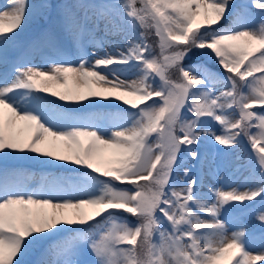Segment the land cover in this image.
<instances>
[{"label":"snow or ice","instance_id":"6c2138e0","mask_svg":"<svg viewBox=\"0 0 264 264\" xmlns=\"http://www.w3.org/2000/svg\"><path fill=\"white\" fill-rule=\"evenodd\" d=\"M5 8L0 264H264V234L261 250L250 251L256 237L245 223L254 215L264 230V0H7ZM85 8L91 15H81ZM51 18L61 33L45 30L28 48L43 43L74 59L50 60L46 69L10 61L25 25ZM194 50L226 75L208 61L186 66ZM39 93L88 101L69 106L76 109L120 103L80 116ZM244 140L254 164L237 171L247 175L202 192L212 169L196 150L200 142L232 151ZM182 151L208 171L193 176ZM27 153L91 171L44 176L30 189L32 178L8 167L9 160L36 159ZM179 168L184 179L174 182ZM257 198L261 208L248 212Z\"/></svg>","mask_w":264,"mask_h":264},{"label":"rangeland","instance_id":"374dc122","mask_svg":"<svg viewBox=\"0 0 264 264\" xmlns=\"http://www.w3.org/2000/svg\"><path fill=\"white\" fill-rule=\"evenodd\" d=\"M6 1L7 0H0V11H4L6 10L5 6H6ZM235 1V0H234ZM248 1V0H246ZM31 3H39L42 2V0H30ZM69 4H73V3H80L83 5H87L81 2V0H68L67 1ZM81 10V9H80ZM79 10V11H80ZM38 21L41 22H45L46 19H40V20H30L24 27L23 32L20 33L19 37H18V41H19V46H17L15 49L10 51V61L12 62H16V63H21V64H28V65H38L42 68H47L48 67V62L51 60L50 57L45 58L44 56H42L44 59H46L47 63L46 66H42V62H41V55L40 52L37 51V49H29L28 45L34 41V39L31 38V34L33 33V31L29 30L30 28H32L35 24L38 23ZM53 25H56L59 27V24L57 23V21L55 20V18L52 20L51 22ZM39 24H37L38 26ZM102 27V26H101ZM61 31V29H60ZM98 36L103 37V32H99L97 33ZM66 37H64L65 39ZM109 39H118L117 37H109ZM24 46H26L25 51H23ZM105 49H107L108 45L105 44ZM89 51H96L97 54H101L100 49H89ZM52 54H55L56 57H60L57 56L56 53L51 50L49 51ZM63 59H66L65 57H62ZM74 59V58H73ZM72 60V59H69ZM3 69H0V71H2ZM129 79L133 78L131 76L128 77ZM47 95V97H45L48 100H54L56 101V103L60 104V103H65L68 104L69 106L75 105L77 103H82L87 105L88 101H60L57 97H52L50 94L45 93ZM40 95V94H39ZM90 99H99L98 97H90ZM120 102L118 101H113V103L111 105L108 104L107 101H101L100 105L97 106H90L84 109H79V110H69L66 109L70 112H73L76 115H80V116H86L95 112H104V109H100V108H106L107 111H112L115 108L116 104H119ZM212 127H216L215 124H211ZM204 143H208L206 141H203ZM214 143V141L212 142ZM218 147V151L217 153L212 157V155L207 152L210 155V159L208 158V164L211 163L214 167L212 169V173L209 174V179H207L205 181V186L203 189L207 190V186L208 185H212V186H219L220 183H234V182H239L241 181L242 176L246 173V171H237V169L245 164L246 166H250L252 164H254V161H250L249 160V156L252 154L251 152H248V155L246 154H242L240 151L241 149H235L232 151H227L223 148V146L217 145ZM37 156H39L42 161H49V163L45 164V163H37L39 165L36 166V168L40 167L41 165H45V166H50L51 164H56V163H61L64 162L67 164H71L74 166V169H78L79 167L83 168L82 165H75L72 164L71 161H57L54 160L52 157H44V156H40L38 153H35ZM184 163V166L189 168L192 173L193 176H196V174H194V167L195 165H193L190 160L188 159H183L182 160ZM41 164V165H40ZM211 164H209L211 166ZM19 171L21 173L27 174L29 177H31L32 179L29 181V186L30 189H37L35 182L37 180V170L33 171L31 169H25V170H21L19 169ZM208 171V165H206L204 167L203 172H207ZM203 172H201L199 175L202 176ZM183 173V168H179L176 171V176L179 180H183L184 177L182 175ZM49 177L51 176H56V177H73V175H69L67 174H62L61 176L59 175V173H49L48 175ZM229 177L230 179L225 181L224 178L225 177ZM177 187H180L181 185L179 183L176 184ZM258 207L256 208V210H259L261 208V202L258 200L257 202ZM255 212V211H254ZM245 223L248 226V231L251 232L253 230H255L256 228H260V225L257 223V221L254 218V215H245ZM264 233H261V235ZM261 235L259 236V238H255L253 240V242L251 243L250 246V251L258 252L261 250Z\"/></svg>","mask_w":264,"mask_h":264},{"label":"trees","instance_id":"16d2710c","mask_svg":"<svg viewBox=\"0 0 264 264\" xmlns=\"http://www.w3.org/2000/svg\"><path fill=\"white\" fill-rule=\"evenodd\" d=\"M149 43H152L153 44V46H155V43H156V38L154 37V36H150L149 37ZM156 51L158 52V49H156ZM199 51L200 50H194V55L191 57V59H188V60H186L185 61V65L187 66L188 64H190V63H193V62H196V61H202L203 59H204V56H201V55H199ZM213 62V61H212ZM215 66H216V68H217V70L219 71V72H221L224 76L226 75V73L224 72V70L222 69V68H220L219 67V65L218 64H216V62H215ZM175 73H173V76H174V78H175ZM245 144H248V142H247V140H244L243 141ZM184 154H187L186 152H181L180 154H179V156L180 155H184ZM30 156H34V157H36L34 154H31ZM32 162H36V161H38V160H36V159H30ZM118 186H121V185H118ZM123 186H125V187H129V188H131V185H127V184H124ZM121 215H124L127 219H129L130 221H132V222H135V218H133V217H131L130 215H128V214H125V213H121ZM37 257L36 256H33V257H30V260H33V259H36Z\"/></svg>","mask_w":264,"mask_h":264}]
</instances>
